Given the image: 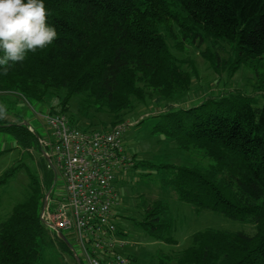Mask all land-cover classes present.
<instances>
[{"label": "trees", "instance_id": "16d2710c", "mask_svg": "<svg viewBox=\"0 0 264 264\" xmlns=\"http://www.w3.org/2000/svg\"><path fill=\"white\" fill-rule=\"evenodd\" d=\"M43 2L57 39L27 53L7 75L0 70V104L13 112L18 101L39 104L79 131H109L134 122L128 131L146 123L149 135L173 158L157 163V155H151L153 160L144 163L133 155L131 169L164 175L161 187L196 213L210 212L254 229L252 235L196 232L173 255V264H264V102L252 106L239 90H229L187 103L196 71L183 55L184 43L209 41L234 49L232 72L242 65L240 56L264 63V0ZM207 59L225 66L217 55ZM0 134L27 153L40 150L35 135L18 121L0 119ZM37 165L43 178L29 173L21 199L0 215V264H45L49 243L75 264L40 221L54 173L42 155ZM17 166L0 175V202ZM139 208L137 225L147 237L175 245L168 206L156 200ZM126 253L135 264L136 257ZM156 264L165 263L157 257Z\"/></svg>", "mask_w": 264, "mask_h": 264}, {"label": "rangeland", "instance_id": "374dc122", "mask_svg": "<svg viewBox=\"0 0 264 264\" xmlns=\"http://www.w3.org/2000/svg\"><path fill=\"white\" fill-rule=\"evenodd\" d=\"M235 51L228 45L205 43H184L183 55L193 60L196 75L191 83V90L186 94V102L196 104L211 95L220 94L221 91L239 90L251 99L252 106H260L264 102V63L261 59H246L243 56L242 65L232 72L231 64L236 59ZM217 55L223 64L211 63L209 56ZM217 69V72H215ZM215 70V71H214ZM41 105L27 104L18 101L12 110H7L3 120L8 122H26L39 138L46 135L45 125L35 116ZM46 111V109H44ZM146 123L140 127H131L123 137V144L129 157L152 161L157 155V163L171 159V151L164 144L156 143L155 137L150 136V127ZM30 133V132H29ZM152 137V138H151ZM160 150H163L160 152ZM25 150L17 148L14 141L7 135L0 134V175L8 168L18 165L16 174L7 183L0 202V215H4L9 208L21 199L28 182V174L43 178L44 174L37 163L41 160L38 149ZM179 153L175 152V155ZM33 161H30V156ZM176 155V156H177ZM29 156V157H28ZM175 156V157H176ZM132 159V158H131ZM135 162L134 158L133 161ZM143 169H129L117 176L116 185L121 194V205L117 209L116 226L123 231L125 239L130 242L128 251L136 257L135 264H156L157 257L160 262L173 264V255L190 243L191 236L205 229L225 230L229 232L242 231L252 235L254 229L251 225L230 221L220 215L210 212L196 213L193 207L177 201L176 196L168 189L161 187L164 175L153 173L144 176ZM53 185V184H52ZM61 182L56 179L51 190L50 198L61 192ZM50 189V188H49ZM48 189V190H49ZM160 200L168 206L167 217L173 222L172 237L175 245L155 243L150 240L137 225L140 221L141 204H150ZM44 252L45 264H74L68 254L63 253L54 243H49ZM82 264H85L83 259Z\"/></svg>", "mask_w": 264, "mask_h": 264}, {"label": "built area", "instance_id": "2783aa9c", "mask_svg": "<svg viewBox=\"0 0 264 264\" xmlns=\"http://www.w3.org/2000/svg\"><path fill=\"white\" fill-rule=\"evenodd\" d=\"M35 116L47 128L44 138L37 136L40 153L49 159L55 181L61 182L60 194L53 199L49 195L40 221L66 238L80 264L82 259L85 264H133L126 253L130 242L116 226L121 205L116 180L133 166L123 135L134 122L109 131H79L65 116L44 108Z\"/></svg>", "mask_w": 264, "mask_h": 264}, {"label": "clouds", "instance_id": "9594fccd", "mask_svg": "<svg viewBox=\"0 0 264 264\" xmlns=\"http://www.w3.org/2000/svg\"><path fill=\"white\" fill-rule=\"evenodd\" d=\"M48 15L43 0H0V70L4 75L27 53L42 50L57 39ZM6 114L7 106L0 104V119Z\"/></svg>", "mask_w": 264, "mask_h": 264}, {"label": "water", "instance_id": "95a60500", "mask_svg": "<svg viewBox=\"0 0 264 264\" xmlns=\"http://www.w3.org/2000/svg\"><path fill=\"white\" fill-rule=\"evenodd\" d=\"M22 126H28V124L26 122H22L21 123ZM35 137L37 138V135L34 134ZM43 158L46 160L48 166L50 167V169L52 170V167H51V163L49 161V159L43 155ZM54 182H55V175H54V178H53V185H54ZM53 185L51 186V188L48 190V192L46 193L45 197H44V201H43V204H42V209H41V212L44 211L46 205H47V200H48V197L51 193V190L53 188ZM55 236L65 245V247L69 250V252L71 253L72 255V258L75 262V264H80V261L73 249V247L71 246V244L66 240V238L60 233V232H55Z\"/></svg>", "mask_w": 264, "mask_h": 264}, {"label": "bare ground", "instance_id": "6f19581e", "mask_svg": "<svg viewBox=\"0 0 264 264\" xmlns=\"http://www.w3.org/2000/svg\"><path fill=\"white\" fill-rule=\"evenodd\" d=\"M51 171V170H50Z\"/></svg>", "mask_w": 264, "mask_h": 264}]
</instances>
